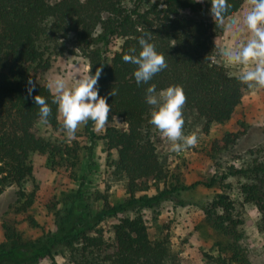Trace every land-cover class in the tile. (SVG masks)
Listing matches in <instances>:
<instances>
[{
	"label": "trees",
	"instance_id": "1",
	"mask_svg": "<svg viewBox=\"0 0 264 264\" xmlns=\"http://www.w3.org/2000/svg\"><path fill=\"white\" fill-rule=\"evenodd\" d=\"M243 1L228 0L230 12L238 11ZM210 9L211 0H0V194L15 185L20 188L19 197L25 198L23 209L32 204L34 194L25 193L21 187L32 175L34 153L59 156L65 162L72 157L71 166L75 165L74 147L32 132L35 122L41 120L34 102L36 95L45 97L52 109L46 124L54 130L64 129L58 106L52 102L53 93L41 75L56 57L65 54L82 55L92 74L103 66L99 95L111 106L110 121L112 116L119 118L124 127H106L98 138L104 141L108 155L116 152L115 172L124 180L127 193L124 202L116 205L102 196L95 220L85 217L77 203L79 195H73L63 214L56 213L52 233L34 242L13 239L0 248V264H35L38 259H53L56 246L67 250L75 264H178L168 259L166 237H149L139 209L153 208L174 192L197 186L210 188L216 183H220V191L203 213L226 241L217 243L213 263H248L238 244L243 223L240 207L253 204L260 230L264 231V153L245 167H228L217 178L163 188L153 195H137L151 182L167 179L155 146L143 131L151 109L146 102V89L151 84L156 85L157 92L182 85L187 97L183 109L205 120V130L210 124L227 122L247 88L239 76L231 75L215 61V38L222 34L223 27L216 26ZM145 33L151 35L156 51L165 55L168 67L148 84L137 85V66L125 63L123 56L131 48L138 55V38ZM113 39L121 42L115 51H109ZM29 79L35 82L31 96L27 91ZM112 89L117 95H109ZM92 123L87 122L86 130L94 136ZM243 133H224L211 143L212 150L233 144ZM227 176L243 179L235 198L228 192L230 185L223 183ZM128 210L133 215H124ZM113 216L117 220L112 226V240L107 242L95 227L103 218Z\"/></svg>",
	"mask_w": 264,
	"mask_h": 264
},
{
	"label": "rangeland",
	"instance_id": "2",
	"mask_svg": "<svg viewBox=\"0 0 264 264\" xmlns=\"http://www.w3.org/2000/svg\"><path fill=\"white\" fill-rule=\"evenodd\" d=\"M246 7L244 0L234 15L242 17ZM246 37L247 33L241 40ZM215 41V61L226 67L231 75L239 76L240 69L227 66L220 52L221 48L233 47L238 42L233 41L224 28ZM120 42V39L111 40L109 51H115ZM88 68L82 55L65 54L56 57L51 68L41 78L46 83L55 75L73 78ZM153 110L154 106H151L143 131L150 136L157 158L167 172V179L160 183L151 182L145 191L137 195H153L163 188L170 189L175 185H189L195 181L217 178L228 167H245L254 157L264 153V88L247 87L242 92L241 102L231 118L223 124H210L207 130L205 120L193 111L183 109L184 134L194 133L198 146L185 148L181 152L171 151L170 142L150 123ZM58 119L63 123L59 111ZM116 119L117 121H109L107 127L123 128V122ZM86 126L87 124H82L77 129L75 138L69 139L64 129L54 130L42 120L35 122L32 132L36 136L74 147L77 159L75 165L71 166L72 157H68L69 161L65 162L59 156L51 158L37 153L32 155V175L21 187L25 193L34 194L32 204L23 209L25 198L19 197L17 192L20 188L15 185L6 187L0 194V248L10 245L13 239H17L19 243L44 239L56 228V213L63 214L73 195H79V207L87 219L93 220L102 207V196H106L111 205L124 202L127 193L124 180L115 172L116 152L111 151L108 155L104 141L98 138L103 130L95 131L94 122L90 126L94 136L90 135ZM239 130L244 133L233 144L212 150L211 143L215 139L226 132ZM242 181V178L227 176L223 183L230 185L228 192L235 198ZM219 191L220 183L210 188L197 186L174 192L153 208L139 209L149 237L167 238L168 259L178 264H214L212 257L217 255V243L226 240L206 220L203 208ZM133 213L128 210L124 215L131 216ZM240 213L243 223L239 226L242 238L238 244L246 254L247 264H264V231L259 227L258 211L253 204H245L240 207ZM116 220L117 216L106 217L95 227L102 232L107 242L112 240V226ZM8 235L12 237L8 238ZM52 255L53 259H38L35 264H75L71 254L61 246H56Z\"/></svg>",
	"mask_w": 264,
	"mask_h": 264
},
{
	"label": "clouds",
	"instance_id": "3",
	"mask_svg": "<svg viewBox=\"0 0 264 264\" xmlns=\"http://www.w3.org/2000/svg\"><path fill=\"white\" fill-rule=\"evenodd\" d=\"M245 3L247 7L242 17L230 12L228 0H211L210 12L216 26L223 27L233 41L238 42L233 47L221 48L225 64L240 69L238 78L249 89L264 88V0H245ZM245 33L246 39L241 40ZM150 41L151 35L145 33L138 38L141 47L138 55L136 49L131 48L123 56L125 63L137 66L134 71L137 85L148 84L155 75L168 67L165 55L158 53L155 44ZM102 73L103 66L97 67L94 74L90 67L73 78L55 75L48 80L47 88L53 93L52 102L58 106L63 117V128L69 139H74L77 129L89 120L94 122V130L97 132L109 125L111 106L106 97L99 95L98 81ZM34 88L35 82L29 79V96ZM109 95H117L116 90L112 89ZM186 100L182 85H170L158 94L155 84L146 89V102L154 106L150 123L170 142L173 152L198 146L197 136L194 133L185 135L183 131V108ZM34 102L39 106L40 119L46 123L52 114L49 103L40 95L34 97ZM111 119L117 121L116 117L112 116Z\"/></svg>",
	"mask_w": 264,
	"mask_h": 264
}]
</instances>
